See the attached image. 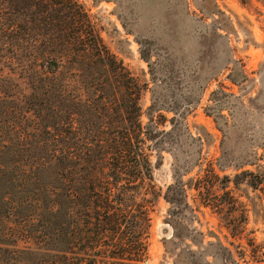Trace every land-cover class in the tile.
<instances>
[{
	"label": "trees",
	"instance_id": "trees-1",
	"mask_svg": "<svg viewBox=\"0 0 264 264\" xmlns=\"http://www.w3.org/2000/svg\"><path fill=\"white\" fill-rule=\"evenodd\" d=\"M0 38L12 63L24 52L33 73L27 80L40 93V133L0 111V264H143L159 199L151 155L168 149L166 118L156 120L155 106L143 103L148 84L117 59L74 0H0ZM207 172L193 186L178 178L163 194L172 229L164 246L174 264H200L192 245L203 247L207 237L216 241L206 246L234 261L217 234L186 216L211 207L233 237L243 235L244 217L226 197L230 178L214 165Z\"/></svg>",
	"mask_w": 264,
	"mask_h": 264
},
{
	"label": "rangeland",
	"instance_id": "rangeland-1",
	"mask_svg": "<svg viewBox=\"0 0 264 264\" xmlns=\"http://www.w3.org/2000/svg\"><path fill=\"white\" fill-rule=\"evenodd\" d=\"M74 1L117 59L148 84L145 108L154 105L155 119L166 118L160 128L167 132L168 149L151 155L159 199L143 264H174L164 246L172 229L165 223L170 205L163 194L178 178L193 186L209 175L210 165L220 178H230L226 197L236 201L235 215L244 217L243 235L233 237L215 209L195 207L186 215L198 217L192 226L217 234L234 261L226 263L215 247L206 246L214 237L201 248L188 244L200 264H264V0ZM8 48L0 38V111L5 118L14 112L27 132L40 133L34 110L40 93L27 80L33 75L30 61L18 51L12 63ZM195 194L188 195L194 206Z\"/></svg>",
	"mask_w": 264,
	"mask_h": 264
}]
</instances>
